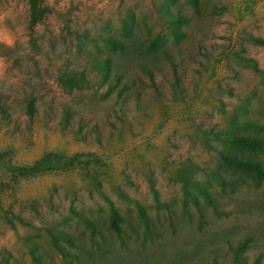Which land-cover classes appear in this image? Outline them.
<instances>
[{
	"label": "rangeland",
	"instance_id": "374dc122",
	"mask_svg": "<svg viewBox=\"0 0 264 264\" xmlns=\"http://www.w3.org/2000/svg\"><path fill=\"white\" fill-rule=\"evenodd\" d=\"M40 1L0 0V264H264V0Z\"/></svg>",
	"mask_w": 264,
	"mask_h": 264
},
{
	"label": "trees",
	"instance_id": "16d2710c",
	"mask_svg": "<svg viewBox=\"0 0 264 264\" xmlns=\"http://www.w3.org/2000/svg\"><path fill=\"white\" fill-rule=\"evenodd\" d=\"M29 5V16H30V25L34 26L39 23L44 16L48 14V9L40 0H27ZM259 42V41H258ZM65 74V72H62ZM25 112L30 119L33 118L35 114V109L32 101H28L25 105ZM63 122H67L70 113L68 112V108H64L63 112Z\"/></svg>",
	"mask_w": 264,
	"mask_h": 264
}]
</instances>
